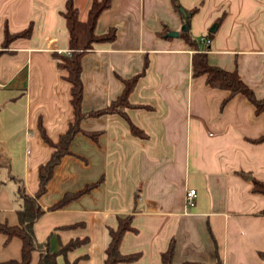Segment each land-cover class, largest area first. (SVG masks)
Returning <instances> with one entry per match:
<instances>
[{"label": "crops", "instance_id": "obj_1", "mask_svg": "<svg viewBox=\"0 0 264 264\" xmlns=\"http://www.w3.org/2000/svg\"><path fill=\"white\" fill-rule=\"evenodd\" d=\"M66 1L0 0V223L9 226L19 224V191L34 197L40 189V167L55 151L46 139L58 143L75 121L72 85L54 57L70 53ZM179 2L197 9L189 24L172 0H113L99 18L97 33L115 28L117 38L82 59V111L106 109L125 81L140 77L127 119L81 121L71 153L38 200L44 214L34 232L51 253L87 239L59 255L58 264H105L110 230L128 215L135 231L124 235L120 252L140 257L120 264H164L172 243V264H264V196L251 180L264 182V143L257 142L264 114L244 95L230 98L206 76H194L196 50L180 37L188 26L211 66L236 70L264 99V0ZM91 5L76 0L81 20ZM29 28V36L4 45L7 33ZM202 37L212 41L207 50ZM130 122L146 138L134 136ZM191 189L193 208L186 206ZM68 195L78 196L52 209ZM21 258L22 241L0 235V264ZM39 259L34 252L30 264Z\"/></svg>", "mask_w": 264, "mask_h": 264}, {"label": "trees", "instance_id": "obj_2", "mask_svg": "<svg viewBox=\"0 0 264 264\" xmlns=\"http://www.w3.org/2000/svg\"><path fill=\"white\" fill-rule=\"evenodd\" d=\"M113 0H92L91 8L88 12L87 19L81 20L79 9L76 6V0H67L62 17L65 20L66 29L69 35V51L68 55L55 54L58 68L67 72V81L72 85V106L74 108L75 121L70 126L69 130L63 135L58 143L47 142L55 149L51 159L47 164L40 167V189L33 197L19 191V196L22 199V207L18 211L19 224L9 226L0 223V235L6 236L7 240L18 238L22 241V258L21 261H11L9 264H30L34 252L40 253L39 264H58V256L66 254L68 251L77 248L85 243V240H73L58 253H51L46 244H40L35 236L34 224L44 214L38 200L46 193L48 184L54 175L55 168L60 164L62 159L71 153L70 145L81 129L80 123L85 118L100 117L106 114H118L127 119L126 109L130 107L129 96L133 91L140 75H137L124 82L125 89L122 96L112 102L106 109L90 113L82 111V100L84 94V85L82 80V59L93 51L96 46L111 44L117 38V30L110 29L105 34L97 33V24L103 12L111 7ZM174 8L181 13L187 24L190 23L192 16L197 12V9L185 10L179 0H172ZM32 29L20 35H10L7 33L5 44L19 36H29ZM211 36L213 34L210 33ZM180 37L183 38L190 47L196 50L192 59L193 75L196 77L206 76L207 84L215 89L226 90L230 93V98L241 94L244 95L255 107L256 114H264V99H258L254 91L242 80L239 73L235 71H226L219 67L211 66L208 62L207 53L198 49V44L191 37L190 31H182ZM131 132L134 136L146 138L144 131L130 122ZM96 139L97 135H91ZM264 143V135L257 141ZM245 176V175H244ZM253 182V190L256 194L264 196V182L255 178H251ZM92 187L86 188L82 193L88 192ZM81 194V193H79ZM78 195H68L62 202L55 205L52 209H57L65 206L69 201ZM133 215L120 217L118 219V228L110 230V243L106 249L105 264H120L132 263L139 259L140 254L123 255L120 252V244L124 235L127 232H134L135 228L132 225ZM174 256V243H172L166 253L162 255L164 264H172ZM260 257L264 261V252L260 253ZM193 264V263H185Z\"/></svg>", "mask_w": 264, "mask_h": 264}, {"label": "built area", "instance_id": "obj_3", "mask_svg": "<svg viewBox=\"0 0 264 264\" xmlns=\"http://www.w3.org/2000/svg\"><path fill=\"white\" fill-rule=\"evenodd\" d=\"M211 39L208 37H202L201 43L205 45V50H207V47L211 45ZM196 199H197V191L195 189H191L186 194V206L193 208L196 205Z\"/></svg>", "mask_w": 264, "mask_h": 264}, {"label": "water", "instance_id": "obj_4", "mask_svg": "<svg viewBox=\"0 0 264 264\" xmlns=\"http://www.w3.org/2000/svg\"><path fill=\"white\" fill-rule=\"evenodd\" d=\"M184 30H188V26H185ZM216 30H217V25H214L213 28L210 30V32L215 33ZM171 36L172 37H178L179 33H172Z\"/></svg>", "mask_w": 264, "mask_h": 264}]
</instances>
